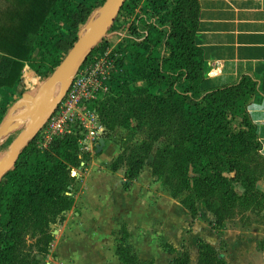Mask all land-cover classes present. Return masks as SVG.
Masks as SVG:
<instances>
[{"label": "trees", "instance_id": "16d2710c", "mask_svg": "<svg viewBox=\"0 0 264 264\" xmlns=\"http://www.w3.org/2000/svg\"><path fill=\"white\" fill-rule=\"evenodd\" d=\"M140 1L126 0L121 11L134 13ZM152 1L157 11L148 14L145 7L136 25L143 41L122 48L130 52L125 58L131 63L119 58L109 93L92 103L108 131L143 112L146 139L119 157L128 166L124 188L131 187L158 142L153 173L162 175L171 167L166 184L175 197L188 192L181 203L193 218L205 206L218 229L236 218L244 226L264 225V192L257 187L264 179V155L247 111L257 81L245 74L235 83L202 90L204 50L196 39L200 0ZM169 3L167 15H161ZM92 11L79 0H0V89L10 91L9 102L24 94L26 64L41 77L52 74ZM102 51L96 47L86 63ZM36 143L23 150L15 169L0 181V264H42L39 256L50 255L55 240L53 224L76 204L68 192L75 181L72 168L80 166L78 138L67 134L46 150ZM115 159L111 171L120 167ZM125 237L116 250L124 264H154L139 259ZM198 247L197 264H228L208 241L200 239ZM169 264H192V255L184 250Z\"/></svg>", "mask_w": 264, "mask_h": 264}, {"label": "crops", "instance_id": "0c3cea01", "mask_svg": "<svg viewBox=\"0 0 264 264\" xmlns=\"http://www.w3.org/2000/svg\"><path fill=\"white\" fill-rule=\"evenodd\" d=\"M200 3L201 16L196 39L204 50L205 78L201 89L235 83L245 74L257 81L258 91L247 111L264 155V0H200ZM27 71L35 72L29 64H26L23 75ZM10 97L8 89H0V125L3 122L1 118L5 119L9 113L4 114ZM109 145L104 147L99 156L104 157L106 154L105 158L110 161V165L112 156L107 153ZM89 175L82 183L83 188H80V184L70 187L68 194L75 199L76 204L61 214L57 223L53 224L55 240L51 245V254L39 256L42 264L50 260L48 264H72L70 260H82V264H124L116 250L117 244L125 236L126 244L139 259L153 261L154 264H169L179 256L183 244H196L202 239L217 245L214 215L205 206L193 218L181 201L166 197L164 200L167 207L161 210L159 206H164L163 198H154L151 191H143V200H140L137 193L135 197L121 194V189L126 194L135 191L132 187L124 188L125 177L121 171L114 173L102 165L91 170ZM257 187L264 192V179L258 181ZM236 190L242 195L243 185L236 184ZM133 208L139 210L143 218L147 214L153 217H146L143 223L137 218V223L133 225ZM206 214L212 219L208 230L200 225ZM189 221L193 227L185 230ZM103 225L104 230L106 227L113 229L109 241L99 237L103 232L99 227ZM141 230L143 237L135 241V232ZM225 233L227 236L230 230ZM158 237L165 240V244L173 245L175 251H167L163 244L157 243ZM250 261L260 264V260ZM227 262L230 264L232 260Z\"/></svg>", "mask_w": 264, "mask_h": 264}, {"label": "rangeland", "instance_id": "374dc122", "mask_svg": "<svg viewBox=\"0 0 264 264\" xmlns=\"http://www.w3.org/2000/svg\"><path fill=\"white\" fill-rule=\"evenodd\" d=\"M86 1L88 2V0ZM89 1L91 2V3L89 2V4L93 7L91 16L105 2V1L103 2V0H89ZM152 2L154 1L141 0L134 13L131 14L128 11H122L119 14V19L117 16L118 20L115 22L111 30L110 36L108 37V42H111L112 46L118 50L121 48L120 58L124 59V64L125 62L126 63L130 62V59H128L130 58L129 57L130 52L127 51V53L125 54L123 49L131 47L135 42L141 43L143 41V35L137 31L136 25H137L138 17L145 14L144 12L145 7L151 10L150 12H153L154 7L151 4ZM85 25L86 24L80 25L79 29L76 31V35L78 37L81 34L82 30L84 29ZM125 57H128V58H125ZM94 60L95 59L93 60L90 59L88 64H91L92 62H94ZM117 70H119V68ZM33 73L38 78V83L34 86H32L31 84H28L29 82L26 81L27 79L26 74L24 73L23 75L24 93L31 94V95H33L34 93H37L41 84L51 75V74H48V76L46 77H41L35 72ZM113 73L114 72H112V75ZM138 84L143 85V82L139 81ZM21 97L22 96L20 97L16 96L15 98L14 96V99H12V101L9 102L8 105L6 106V110L4 114L7 115V112L10 111V108L12 107V105ZM94 100L95 99H92V100L89 99L88 103L86 104L87 109L85 108L83 111V113L86 116H88V113H87L88 110H95L92 105ZM1 120L3 121L4 119L1 118ZM30 121H31V118L20 119L16 127H14L11 131H9L4 137L0 138V162L7 160V158L10 155L13 142L21 134V132L29 125ZM86 124H90V123H86ZM91 130L95 131L94 135L90 134ZM96 132H99V133H96ZM70 134L71 136H76L79 140V144H78L79 149L76 155H77L78 160L80 161V166L78 168H75V167L72 168V176L75 177V181L73 184L74 185L80 184V188H83L84 186L82 183L84 182V179L86 177L90 176L89 173L91 170L99 166H102V165H104L106 169L111 168V165H109L110 161H108L107 158H105L106 154L104 155V157L99 156L101 154L97 150V145L95 141L97 138L99 139L104 138L107 144L108 143L110 144L109 150L107 153L108 155L110 154V156H112L111 157L112 161L115 158H116L115 161L119 159L118 162L120 161L119 162L120 167L118 171H121V174L123 177H125L124 179L126 181L128 166H127V163L125 162L126 160H123V159L120 160L119 157L125 154L126 149L128 150V152H130L132 147L142 144L148 135V128L143 122V112H140L138 116L130 120V123L128 125L116 127L112 131H108L106 130V128L104 130H101L99 128H92V125L90 126V128H88L87 126H84V123L83 124L79 123L78 128L76 129L71 128ZM43 135H45V133H43ZM43 135L39 133L38 136L35 138L37 142L36 145L41 150H46L50 148V146L52 145V142L55 141L57 138H59V137H54L53 139H51ZM159 146H160V143L157 142L155 151L152 153L150 158L147 160L146 165L140 171L137 178H135V180L131 183V187L134 188L135 191L128 192L127 194L122 192L121 191L122 189L119 191L121 194L127 195L129 197H135V194L137 193V196L140 198V200H143V197H145V193H143V191H147V193L151 191L154 195L153 196L154 198L155 197L163 198L164 206L162 207L159 206L160 209L163 210L164 207H167L164 199H167L169 197L172 200L173 198H175L176 201L178 202V201H181L185 196H187L188 192H183L178 197L174 196V192H175L174 189L166 184L167 178L169 177L170 174L172 175L171 167L168 168L165 172H163L162 175H155L153 173L152 164L154 162V158L156 155V149ZM115 172L116 171H114V173ZM78 190L76 189V191ZM83 191L84 189L82 190V192ZM81 194L80 196H82ZM202 207L203 206L200 207V210L202 209ZM137 209H134L132 211V216L134 217V219L133 220L131 219V220L133 221V225L137 223L136 221L137 218H139L140 222L143 223V220L146 217H153L152 214L150 215L147 214L143 218V214L139 212V210ZM116 212H119V211H116ZM210 220L212 219L208 217V214H206V217H203V221L200 224L202 228H204L205 230H208L209 224L211 223ZM189 222H190L189 223L190 227H189V224L188 225L186 224L184 227L185 230H189L193 227V225H191V221ZM243 224L244 223L239 218H236L231 221H227L221 229L216 228L215 232L216 234H218L217 235L218 241L216 242L217 248L224 253L222 254L226 260H232L230 264H258L250 260H260V264H264L262 263V260H264V225L262 226V224L260 225L253 224L251 225L253 227H251L248 225L244 226ZM104 227L105 225H103V227H99L103 231L99 235V237L101 236L105 237L107 238V241H109L112 237L111 232L113 229L111 230L106 227L104 230L103 229ZM142 230L135 232V235H134L135 241L136 239L137 241H139L141 237H143ZM227 230H230V233L226 236L225 232ZM211 238L212 240H215L213 237ZM157 243L163 244L164 248L167 251H170V252H172L173 250L175 251L173 245H171L170 243L165 244V240L161 239L160 237H158ZM197 243L195 244V242L194 243L192 242V243H188V245L183 244L182 249L180 250V253H182L184 250H188L191 253L192 264H197V260H198L199 248H197L196 246ZM136 250H139V249L137 248ZM51 261L52 260L46 261V264H48ZM81 261L82 260H70L72 264H82Z\"/></svg>", "mask_w": 264, "mask_h": 264}, {"label": "water", "instance_id": "95a60500", "mask_svg": "<svg viewBox=\"0 0 264 264\" xmlns=\"http://www.w3.org/2000/svg\"><path fill=\"white\" fill-rule=\"evenodd\" d=\"M126 0H105L86 23L72 49L54 72L39 87L35 96L24 93L10 108L0 125V138L4 137L13 124L21 117H32L29 125L12 144L6 161L0 162V181L15 169L23 150L38 136L47 121L57 111L76 75L85 64L92 51L103 41L110 28L116 22ZM20 110L16 112L17 109ZM107 145L101 138L97 150L100 153Z\"/></svg>", "mask_w": 264, "mask_h": 264}, {"label": "built area", "instance_id": "2783aa9c", "mask_svg": "<svg viewBox=\"0 0 264 264\" xmlns=\"http://www.w3.org/2000/svg\"><path fill=\"white\" fill-rule=\"evenodd\" d=\"M170 8L171 4L169 3L164 9L160 10V14L163 16L167 15ZM150 11L151 10L148 9L146 13L153 14L157 10L154 9L153 12ZM118 19H116V21ZM168 25L169 24L165 25L163 30H168ZM113 26L110 28L103 41L98 45H101L103 48L101 54H99L91 64L85 63L80 68L72 87L61 103L62 105L59 106L57 111L40 131L42 135L45 133L43 136L53 139L54 137L70 134L71 128H78L79 123H84V126L88 128L92 125V128L105 129L95 110H88V116H86L83 111L85 108L87 109L86 104L89 99H97L99 96L109 93V83L112 78V72L118 69L117 62L120 58V53L118 49L112 46L111 42H108V37L110 36ZM90 134L94 135L95 131L91 130ZM100 139L97 138L95 140L97 146L99 145Z\"/></svg>", "mask_w": 264, "mask_h": 264}, {"label": "bare ground", "instance_id": "6f19581e", "mask_svg": "<svg viewBox=\"0 0 264 264\" xmlns=\"http://www.w3.org/2000/svg\"><path fill=\"white\" fill-rule=\"evenodd\" d=\"M26 77H27V79H26V81H28L29 83L28 84H31L32 86H34V85H36L37 83H38V78L34 75V73L32 72V71H28L27 73H26ZM43 84V83H42ZM41 84V85H42ZM31 87V86H30ZM35 94L36 93H34L32 96H35ZM20 110V108L19 109H17L16 110V112H18ZM22 118H31V120H32V117H21V118H19L14 124H13V126L11 127V129L9 130V131H11L14 127H16L17 125H18V122L20 121V119H22ZM31 122V121H30Z\"/></svg>", "mask_w": 264, "mask_h": 264}]
</instances>
